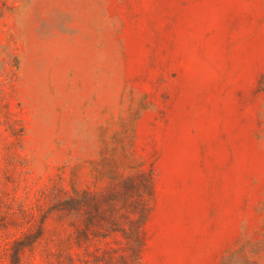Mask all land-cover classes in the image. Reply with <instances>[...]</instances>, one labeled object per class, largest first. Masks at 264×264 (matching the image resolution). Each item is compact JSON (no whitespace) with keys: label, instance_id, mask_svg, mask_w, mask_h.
Returning <instances> with one entry per match:
<instances>
[{"label":"rangeland","instance_id":"374dc122","mask_svg":"<svg viewBox=\"0 0 264 264\" xmlns=\"http://www.w3.org/2000/svg\"><path fill=\"white\" fill-rule=\"evenodd\" d=\"M126 174L139 260L68 258ZM0 264H264V0H0Z\"/></svg>","mask_w":264,"mask_h":264},{"label":"trees","instance_id":"16d2710c","mask_svg":"<svg viewBox=\"0 0 264 264\" xmlns=\"http://www.w3.org/2000/svg\"><path fill=\"white\" fill-rule=\"evenodd\" d=\"M85 194L88 198L91 196L88 192H85ZM150 195L152 196V193ZM134 197L133 175L126 174L118 182L111 180L104 190L102 205H99L97 201H89L86 204L84 212L87 222L84 224L83 229H77L76 237H74L73 233H69L66 225L69 215L77 214L78 216L80 204L73 197L67 195L64 188L61 189L57 200V211L63 231L61 242L65 255L68 258L70 257L69 247L71 242H75L80 246L82 244L80 237L88 242L95 237L92 226L97 219H100L102 230L96 233L102 238L122 237L129 245L134 255V261L137 262L139 260L138 248L142 245V228L148 215L149 206L146 205V199L141 194H139L141 207L134 206ZM110 259H113L112 255H110Z\"/></svg>","mask_w":264,"mask_h":264}]
</instances>
